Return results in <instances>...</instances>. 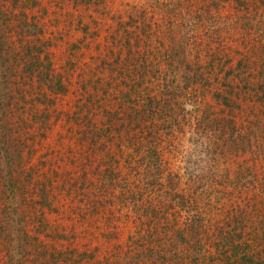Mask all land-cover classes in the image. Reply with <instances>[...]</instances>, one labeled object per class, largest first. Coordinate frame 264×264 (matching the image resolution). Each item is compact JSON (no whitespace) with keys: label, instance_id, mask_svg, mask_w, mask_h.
<instances>
[{"label":"rangeland","instance_id":"rangeland-1","mask_svg":"<svg viewBox=\"0 0 264 264\" xmlns=\"http://www.w3.org/2000/svg\"><path fill=\"white\" fill-rule=\"evenodd\" d=\"M247 1L252 2V0ZM201 3H203L202 0H21L15 5H11L10 0H0V11L6 16V18H0V91L11 90L12 88V91L19 89V94L16 95L18 100L12 101L13 103L11 102L7 106V114L2 117L0 113V136L4 130L2 123H7L8 129H16V136L20 138L15 148L13 147L17 152H20V156L11 155L13 158L10 161H20L23 173L18 180L24 182L25 175L30 173V180L26 182L30 192H18L15 197L17 200L25 196L26 200L20 204V212H23L26 218H28L26 210L31 207V199L32 202L34 200L33 203L39 201L38 186L34 185L33 189L34 182H45L47 184L46 191L49 190L47 193L58 191L65 179L82 171L84 154L87 155L88 153L91 161L96 162L103 159V164H107L105 160L110 153L114 154L116 165L121 159L122 164L118 165L120 170H115L117 174L120 172V183L128 191L135 194V199L139 197L138 205L147 206L152 202L146 210L136 209L130 205L124 206V210L120 214L118 206L112 207L110 196L102 199V208H100L102 212L112 214L111 218L121 217V219H125L123 226L117 228L121 230L119 237L116 235L118 232H116L114 237H110V239L115 240L117 237V241L119 239L121 243L122 256L131 257V260L119 258L117 259L118 264H160L157 260L159 256L156 255L154 249L156 244H160L159 249L163 244L152 231L146 230V227L143 226L144 219H140V214L152 213L156 222L170 233L177 225L185 224V218L181 217L184 214L183 211L178 213L169 208L170 195L167 189L177 187L174 183L175 180H171L168 174H172V178H181L184 194L197 207L202 202V207L206 211H211L212 222L214 219L220 218L227 209L232 210L234 206L243 205L247 195L253 194L254 196L257 191L259 194L255 195L258 196L254 200L257 202V212H264V204L260 203L261 197L264 195V187L258 188L260 185H264V156L263 150L259 151L260 144H264V138L262 139L264 136V98L261 99L263 95L257 88L260 80L264 77V73H260L256 69L260 66V62L258 65L247 66L243 59L241 65L238 64L240 56L244 53H247L245 56H249L251 62L253 54L262 53L263 51L259 50V47L260 45L263 46L264 38H259L261 32L259 29L242 32L233 30L234 32L230 33L227 32L230 28L225 26V32L206 34L204 28L195 29L193 27L192 30L185 26L183 29L179 27L178 23L182 20L184 12H190V15L191 12L201 13L202 17L207 14L210 15L209 13L213 9L203 3L209 8L203 12L198 8ZM254 3L255 0L250 6H253ZM256 14L259 15L260 10ZM217 15L222 14L217 13ZM208 21L206 20V22ZM119 22L129 26L132 36L129 44L125 45L122 42V46L116 47L110 45V41L113 35H117L118 29L120 30ZM212 22L213 20L210 23ZM167 23L174 33L172 37L177 38V42H179L180 37H185L188 40L185 46L174 42L172 45L176 43V46H174L175 48L172 47L171 50H176L178 53L184 52L187 60H197V66L203 70L207 64L213 66L217 81L214 82V85L208 86V90L216 92L219 90L226 91L224 89L229 88L236 91L237 93L233 94L232 98L237 100L245 109L243 110L245 115L250 112L249 106L254 105L255 119L256 116L261 119L262 125H258V135L256 136L258 142L251 140L253 147H256L255 150H252V147V149L249 148V143L246 140L244 146L247 148H241L238 152H227L225 148H220L218 145L217 151L224 153V155L216 154L217 158L211 162V165L218 171L227 166L233 170L239 160L246 161V165L253 164L254 172L257 174L254 185H248L247 193L246 190L238 192L231 187H225L217 191L209 188L207 192L198 194L194 191V185L188 186V176L183 172L185 161L190 153L193 154V157H195L194 155L199 157V155L205 154L206 147H215L213 145L215 136H211L213 140H210L209 136L202 134L199 131L201 128H198V121L202 114L200 109L204 102L210 106L208 110L210 116L215 115L218 111L221 117L225 115L218 102L222 99L220 96L213 102L209 93L198 95L196 88L188 85L181 91L182 100L181 98H171L169 94L162 95L161 100L170 99L172 107L166 114L160 115L157 112L165 104L161 102L159 106H156V121L152 122L149 118L139 121L138 117L130 119L127 116V111H129L127 107L130 105L140 111L138 114H142L145 107V112L150 114L149 103L151 101L148 95L159 94L158 82L151 80L153 78L151 72H146L143 80L139 81L142 84L137 86L136 91L131 94L135 102L124 100L121 90L126 91L128 87L122 80L120 65L126 66L132 55H142L144 52H157L158 56L162 58L163 53L168 50L167 45L171 40V33H164V28L167 29L168 26ZM187 26L190 25L187 24ZM118 35L120 36V33ZM154 40L157 48L151 43ZM255 44H258L257 48L253 49ZM88 45L89 47H87ZM99 52L101 55H107L109 63H113L118 55L122 59L125 56L129 58L125 62L122 60L120 65L103 66L105 70L102 74L96 72L93 77H101L102 75L101 80L104 85L97 84L98 91H92L87 86V93H92V96L86 97L87 94L81 95L84 94L81 87L83 82L78 81L82 79L78 75L88 69L84 70L87 61L90 57L93 58L98 55ZM168 52L171 54L170 50ZM24 55H27L26 57L30 55L31 59L32 57L38 58V61L42 60L45 65L51 63V70L60 74L61 81L67 89L58 93L47 92L46 97L44 96L45 99L42 98L38 87L39 81L35 77L32 79L25 72L26 58L22 60ZM176 59L172 58L169 65L175 66L180 71V67L182 68L184 65L180 62L178 55H176ZM150 62V59L146 61L147 64ZM93 63L94 60L91 59L89 64ZM163 65L164 67L168 65L165 58L161 63L155 62V67H152L160 73V70L164 69ZM129 67H132V64ZM220 68L222 69L220 70ZM229 69L232 72L223 78V73ZM131 70L133 71V67ZM132 71L131 73H133ZM107 76L111 80L109 86L105 84ZM83 77L87 81V77ZM132 77L128 80L129 83H134L138 79V75L132 74ZM100 86H102L103 91ZM207 99L209 102H206ZM239 110L237 108L236 112ZM243 112L238 114L242 116ZM22 123H26V125L21 126ZM151 124L155 125V129L147 128ZM162 124L165 127L162 128ZM158 125H160L159 129H157ZM109 133L110 140L105 138ZM150 136L157 137L151 138ZM110 142H113L114 145L107 144ZM137 147L138 154L145 156L146 159L149 151L147 148H156V156L149 158L150 162L148 159H144V163L149 164V168H146L143 163L129 164L133 156H128V152H135ZM90 148L94 151L92 152ZM87 149H89L88 153ZM157 159L160 162V169L153 166L154 160ZM2 162H5V159H2ZM208 164L210 161L206 163V166ZM97 184L99 187L101 181L97 180ZM1 185L2 183H0ZM82 189L84 190V183L80 191ZM49 193L47 196L51 205L49 207L45 204L39 206L37 202L38 206H36L38 213H41L44 207V218L41 221L42 224H47L44 229H41L43 233L37 241V243L43 244L40 246V250L47 249L48 252H51L54 248L60 250L62 245H67L70 249L76 247L80 251H85L83 259L87 257V253L91 252L89 249H92L93 246L97 245L98 250L101 251L103 247L92 238V233L96 229H83L77 225L83 217L84 202L82 200L70 201L68 205L72 208L67 215L70 214L69 219L72 223L70 221L63 222L62 218H58L55 208L60 209L65 201L62 196L54 199ZM208 193H211V199L206 197ZM0 196V226H5L9 232L8 235L4 232L0 234V264H13V260L18 259L19 254H15L11 260L9 253L17 251V247L23 243L19 240L20 224H12L8 216L11 215L12 217L13 215L17 218V215L12 213V206L17 204L12 203L6 196L2 197L1 192ZM214 201L217 203L216 206L221 208V211H215V207L211 209L207 206L209 203L213 205ZM104 202H106L105 205ZM114 210H118V212H114ZM30 216H33L31 209ZM33 221V225L26 226L31 234H34L39 225L37 219ZM209 223H211L210 220ZM11 225H14L13 229H11ZM109 226L114 225L110 223ZM256 226H259V222ZM189 227L188 225L187 230L182 231V234L186 235V242L178 243L177 238H173L164 245L160 254L166 247L170 248L171 245H177V249L182 254L178 258L179 264H194L188 263L189 257L185 255L184 250L181 251L182 247L188 246L189 239L190 241L194 239L187 237L191 234L189 231H193L192 234H194V230L189 229ZM114 228L116 227L114 226ZM62 232L70 238L65 240L58 237ZM171 235L176 234L174 232ZM130 236L132 237L130 238ZM100 238L102 239L100 244L109 240L104 236ZM140 252L143 254H139ZM94 255L98 254L94 253ZM135 255L140 256L137 261ZM30 258L31 256L28 261ZM142 258L144 259L143 262L141 261ZM168 259L170 260V255H167V261L164 264H170ZM202 260L203 257L201 256L199 264H204ZM27 263L29 264V262ZM80 264L92 263L82 260ZM110 264L117 263L110 262Z\"/></svg>","mask_w":264,"mask_h":264},{"label":"trees","instance_id":"trees-1","mask_svg":"<svg viewBox=\"0 0 264 264\" xmlns=\"http://www.w3.org/2000/svg\"><path fill=\"white\" fill-rule=\"evenodd\" d=\"M10 1L11 5H15L18 1L21 0ZM202 1L204 4L209 5V7L213 9V11H210V15L208 16L207 14L205 17H202L201 13L191 12L190 15V12H184L182 14V20L178 23L179 27H182L183 29V27L185 26L192 30L193 27L195 29L204 28V32L206 34L219 31L225 32V26L230 28L229 30H227V32L230 33L234 32L233 30L242 32L244 30L251 31L254 29H259L261 31L259 34V38H264V22H261L264 20V0H255L253 6L250 5L254 2V0H252V2H249L247 0ZM203 3H201L198 8H200L204 12L205 9L209 8L208 6L203 5ZM258 10H260L259 15L256 14ZM217 13H221V17L217 15ZM0 14V18H6V16L3 15V12L0 11ZM262 17L263 19H261ZM211 19L213 20L212 23H210L212 21ZM206 20H209V23L206 22ZM119 24L120 30L118 29L117 35H113L110 41V45H114L116 47L122 46V42L125 43V45L129 44L132 36V32H130V29L128 28L129 26H127V24L121 22H119ZM187 24H189L190 26H187ZM167 32L171 33V40L168 45L166 43V45L168 46V50L171 51V54L170 52H168V50H166L165 53H163L162 58L158 56L157 52H144L142 55H132V58L125 56V58L123 59L118 55L116 56V59L115 61H113V63H109L107 55H101L100 52L95 57H90V59L86 63V68L84 70H86L87 68L88 69L78 75L80 78H82L78 81L83 82L81 87L84 90V94L81 95L87 94L86 97L92 96V93H87V86H89L92 91H98L99 88L97 87V84L104 85L101 80L102 75L101 77H93L96 72H99L101 74L103 73V70H105L103 66H113L114 64H119L120 62H122V60L123 62H125L127 61V58H129V62L126 66H122L119 64L120 74H122L123 78L122 80H124L123 82L125 86L128 87L126 91L121 90L124 100L135 102V99L131 97V94L132 92L136 91L137 86L142 84L139 81L143 80V76L146 72H151V74L153 75V78L151 80H157V88L159 93L148 95L150 97L149 100L151 101L149 103L150 114H147L145 112L146 107L144 108V112H142V114H138L140 113V111L133 107V105L127 107L129 110L127 111V116L130 117V119L138 117L139 121H143L146 118L151 119L152 122L156 121V106H159L161 102L165 104V106H162L161 110L157 112V114L160 113V115L166 114L172 107L170 99L167 98L166 101L161 100L162 95L169 94L171 98H181L182 100L183 94L181 93V91L184 88H187L188 85L192 87L194 86L193 88H196V92L198 93V95H206V93H209L213 102L216 99H219L218 97L220 96L222 99L221 101L218 100V102L221 106V110L225 113V115L221 117L220 112L218 111L215 115L210 116L208 114L210 106L209 104H206L204 102L200 109L202 114L199 119L201 121H198V128H201L199 129V131L202 132V134L209 136L210 140H213L211 139V136H215V138L213 137V145L215 147H206L205 154L199 155V157H197L196 155H194L195 157H193V154L190 153L185 161L183 172L188 176V186L194 185V191L198 192V194L207 192L209 188L217 191L220 190V188L225 187H231L238 192L246 190L247 193L248 185H254V180L257 174V172H254L255 169L253 164L246 165V161L239 160L233 170H231V168L227 166L225 168L223 167V170L218 171L211 165V162H213L217 158L216 154L224 155V153L217 151L218 145L220 146V148H225L227 152H238V150H241V148H247L244 146V142L246 140L247 143H249V148H253L252 150H255L256 147H253L252 144L255 141L258 142L256 136L258 135V125H262L261 119H259V116H256L255 119L256 110L253 107L254 105H252V107L251 105L249 106L250 112L245 115V113L243 112V110L245 109L242 108L237 100L232 98L233 94L237 93L236 91H232L229 88L224 89L226 91H209L207 87L214 85V82L217 81V77L214 75L213 66L211 64H207V67H205V69L203 70L199 66H197V60H187L184 52L178 53L176 50H171L172 47L176 46V43L184 44L185 46V43L188 40L185 39V37H178L179 42H177V38H175L174 36L172 37L174 33L171 28H169V24L167 26V29L164 28V33L167 34ZM119 33L120 36L118 35ZM174 42L176 43L172 45ZM151 43H153L157 48L155 40L151 41ZM158 45H160V43H158ZM257 45L258 44H255L253 49L257 48ZM87 47H89V45ZM259 50L263 52H255L258 54H253L252 52V62L249 60V56H245L247 53H244L240 56L238 64L241 65V62L244 60L246 61L247 66L258 65V62H260V66L256 67V69H258L260 73H264V44L263 46L260 45ZM130 54L131 53L129 52V55ZM176 55L179 56L180 62L182 63V65H184V67H180V71L175 66L169 65L172 58L177 60ZM26 56L27 55H24L22 57V60L26 58V63L24 65L25 72L30 75L32 79L33 77H35L39 81L38 87L42 94V98L45 99L47 92L58 93L64 92L67 89V87L61 81L60 74L56 73L54 70H51V63H47V65H45L42 60L38 61V58L36 59L32 57L31 59L30 55L28 57ZM164 58L166 59L168 65L166 67H164L163 65L162 67L164 69L160 70L159 73L157 70H155L154 65L155 62L157 64L159 62H163ZM91 59L94 60L93 64H89V61ZM148 59H150L151 62L147 64L146 61ZM29 60L30 62L27 63V61ZM17 63L19 62L17 61ZM130 64H132L133 71L131 70L132 67H129ZM221 69L222 68H220V70ZM131 71L133 73H131ZM231 72V69L225 71V73H223L222 75L223 78L227 77V75H229ZM89 73L91 74L87 76V74ZM132 74L138 75V79L134 81V83H129L128 80L133 78ZM83 76L87 77V81L86 79H83ZM108 78L109 77L107 76V79L105 80V84L107 86L111 84V80ZM78 81L76 82L78 83ZM244 86H246V84H244ZM100 88H102V86H100ZM257 88L262 93L263 97H261V99H263L264 77L262 78V80H260ZM12 89L0 91V113L2 117L7 114V106H9L12 101L18 100L16 99V95L19 94V89H16L14 91H12ZM206 102H209V100L207 99ZM237 108H239L240 110L236 112ZM242 112L243 115L240 116V114L238 113ZM23 125H26V123L21 124V126ZM2 126L4 130L2 129L3 131L0 136V183H2V185L0 186V192L2 193V197L6 196L8 197V200H11L12 203L17 204L12 206V213H15V215H17V218L13 217V215L12 217L11 215L8 216L12 224H20L19 240L23 242L20 247H17V251H12L11 253H9L11 260L13 259L15 254H19L17 256L18 259L13 260V264H28L27 262H29V264H80L82 260H86L87 262L92 264H110V262H115L118 264L117 259L119 258H127L128 260H131V257L122 256L120 240L118 239L117 241V237L115 240L110 239V237H114L116 232H118V234L116 235H118L119 237V231L121 230L120 228H117L119 226H123L125 219H121V217L117 219L111 218L113 216L112 214L107 212L104 213L100 210V208H102V199L107 196H110L112 198L113 208L118 206L120 214L121 211L124 210V206L130 205L136 209L139 208L146 210L152 204L151 202L147 206L138 205L139 197L135 199V194L131 193V191H128L123 186V184L120 183V172H118L117 174L115 173V170H120L118 169L120 168L118 165H120L122 160L120 159V162L118 163V165H116V163L114 162L115 156L113 153H110L107 157V160H105L107 164H103V159H101L100 161L95 160L96 162H93L91 161L88 153L89 149H87L88 154H84V159L82 161V171L80 173H77L76 175L72 174L68 179H65L64 182L61 183L58 191L50 193L48 192L54 199L60 196L63 197L65 203L62 207H65V209H62V207L60 209L55 208V212H57L58 218H62L63 222L70 221V214L67 215V213L70 212L69 210L72 208L68 205L70 201L76 200L78 202L79 200H82L84 202L83 217L79 220L77 225L82 227L83 229L90 228L92 230L95 228L96 230H94V233H92V238L96 241V243L103 247V249L100 251L98 250L97 245L93 246L92 249H89L91 252L87 253L88 255L84 259L83 255L86 253L85 251H80L76 247H74V249H70V247L67 245H62V248L60 250L54 248L51 252H48L47 249L40 250V246H42L43 244L41 242L37 243V241L38 238H40V235L43 233L41 232V229H44L47 224H42L41 221L42 218H44V207L41 210V213H38V208H36V206H43L42 204H45V206L49 207L51 205V201L47 196V191L49 190L47 189L46 191L47 184L45 182H34L33 189L34 185L38 186V205L36 201L35 203H33L34 200L32 202L31 199V207L26 210L28 218H26L23 212H20V204L23 202V200L26 199L24 196L16 200L15 197L18 192L26 193L30 190L28 185H26V182L30 180V173H27L25 175L24 182L18 180L23 173L20 161H10V159L13 158L11 157V155L20 156V152H17L15 149H13V147L15 148L20 138L16 136V129H8L9 126H7V123H2ZM159 126L160 125H158L157 129H159ZM150 127L155 129L154 124H151L147 128L150 129ZM163 127H165V125L162 124V128ZM167 127H170V125H167ZM150 137L156 138L157 136ZM105 138L110 140V133L106 135ZM263 138L264 136L262 137V139ZM251 140H253V142H251ZM107 144L114 145L113 142ZM257 145L259 144L257 143ZM260 147L262 149L260 148L259 151L263 150L262 154L264 156V144H260ZM147 150H149L147 152V159L148 162H150L149 158L156 156V148L149 147L147 148ZM121 156H123L122 153ZM128 156H133L129 164L132 163L136 165L143 163L145 164L146 168H149V164L147 165L146 163H144V159H146V157L138 154V147L136 148L135 152H128ZM2 159H5V162H2ZM208 161H210V164L206 166V163ZM159 165L160 162L158 161V159L154 160L153 166L160 169ZM171 176L172 174H168V177L171 180H175L174 183L177 188L167 189V192L170 195V203H168L169 208L178 213H181L183 211L184 214H182L181 217H183V219L185 218V224L177 225L173 230H171L170 233L163 226L156 222L155 216L152 213L140 214V219H144L143 226L146 227V230L152 231L163 244L161 249L169 240L173 238H177L178 243L186 242V235H183L182 231L187 230V226L189 225V229L194 230V234H192L193 231H189L191 234L187 235V237H191L194 239L190 241V239L188 238V246L186 245L181 249V251L184 250L186 253L185 255L189 257L188 263L199 264V258L202 256V261L204 262V264H264V212H257V202H254L255 198H257L258 196L255 195L259 194L258 191L254 196L253 194L247 195L245 203L243 205L239 204V206L237 205L238 207L234 206V209L232 210L227 209L226 211H224L223 215L220 218H216L214 219V222H212L213 218L211 215V211H206L202 207V202L199 203L198 207L191 203L189 197L184 194V187L182 186L183 183L181 178H172ZM97 180L101 181L99 187L97 186ZM168 181L172 182L170 180ZM83 183L84 190L82 189V191H80ZM90 183L92 184L90 185ZM260 187H264V185L262 184L258 188ZM206 197L211 199V193H208V196ZM261 198L262 202L260 200V203L263 205L264 195ZM218 200L220 202V198ZM105 204L106 202H104V205ZM216 204L217 203L214 201L213 205L209 203L207 206L211 209L215 207V211H221V208L219 206L217 207ZM30 209L33 213L32 217L30 216ZM166 209L168 210V208ZM261 210L263 211V209ZM114 212H118V210H114ZM34 219H37L39 221V225L36 227L34 234H31L29 233L27 229L28 227L26 226L31 224L33 225ZM209 220L211 221V223H209ZM257 222H259V226H256ZM110 223H113L116 228H114V226H109ZM13 226L14 225H11V229L14 228ZM62 227L64 228L65 226L63 225ZM3 232L7 235L9 234L5 226H0V234ZM174 232L176 235L172 236L171 234H173ZM199 235H201V238H199ZM101 236H104L109 240L104 239V244H100L102 240L100 238ZM58 237L65 240H68L70 238L63 232L60 233ZM131 237L132 236H130V238ZM212 240L217 241L213 243ZM159 247L160 244L158 243L156 244L155 249L153 248L156 255L159 256V258H157V260L159 261L158 263L164 264L167 261V255H170V260L168 259L169 263L179 264L178 258L182 254L177 249V245H171L170 248L166 247L162 254H160L161 249H159ZM153 249L150 250L153 251ZM206 251L207 253L205 254ZM94 253L98 255H94ZM139 254L143 253L140 252ZM30 256L31 258L28 261V258ZM134 257L136 258V261L138 260V258H140V256L137 255H135ZM141 261L143 262L144 259L142 258Z\"/></svg>","mask_w":264,"mask_h":264}]
</instances>
